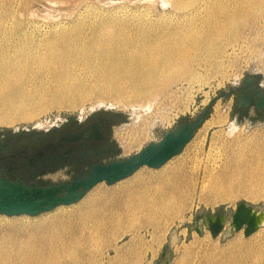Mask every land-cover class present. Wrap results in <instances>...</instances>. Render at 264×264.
Here are the masks:
<instances>
[{
	"label": "rangeland",
	"instance_id": "374dc122",
	"mask_svg": "<svg viewBox=\"0 0 264 264\" xmlns=\"http://www.w3.org/2000/svg\"><path fill=\"white\" fill-rule=\"evenodd\" d=\"M238 1L233 21L229 22L223 36L214 40L210 49L196 50L189 66L181 68L143 97L121 100L115 93L105 95L97 90L80 98L74 105L64 103L63 106L37 110L34 118L19 119L15 125L0 123V147L3 133L12 140L8 141L14 147H21L29 139L25 137L18 141L13 136L17 133L23 136L32 128L47 132L67 120L76 124L104 113L113 121L110 139L119 150L112 157L126 158L150 142L159 141L166 131L179 123L194 118L215 99L207 117V120L214 121V125L207 130L198 129L185 148L163 166H142L113 184L102 181L78 202L59 205L38 215H0V241L6 239L10 245L20 246L32 235L42 239L54 227H63L62 218L76 220L93 201L104 203L108 208L117 205L124 208L129 194L139 187L142 195L150 189V195L158 196L157 187L166 180L162 173L182 167L180 170L185 177L183 188L187 191L182 202L178 201L172 209L165 211L130 215L122 210L114 214L107 211L110 218L106 232L94 235L89 229L82 238L83 242L81 240L84 250L67 253L65 264H240L242 261L243 264H264V226L249 236L245 235L244 229L230 231L232 215L240 202L252 204L259 213L264 212V186L250 180L264 161V111L262 113L253 107L241 109L237 104L236 90L244 86L249 76H255L264 88V0ZM172 5V0H0V26L5 29V34L0 33V46L4 44L9 49L18 46L22 55H30L40 48L43 50L45 42L58 30L60 33L62 28V31L75 32L76 27H80L83 31L93 32L91 28L102 21H126L132 23L131 27L144 22L148 28L158 26L161 29V26L171 25L172 29L170 20L173 17L178 20L191 12L190 8L184 10L179 7L176 11L177 7ZM119 15L123 17L119 19ZM164 20H168L167 23ZM184 22L187 25L189 18ZM185 29L181 28L188 30ZM48 30H52V34ZM29 44H32V49ZM28 63V68L14 72L9 80L0 82V88H10L4 96L0 95V109L7 108L13 100L17 105L22 95L30 96L35 91L48 95L70 88V85L62 84L65 77L59 79L56 73L38 62L34 65V59ZM81 71L82 75L91 73L86 67ZM93 78L89 81H94ZM67 79L73 81L71 76ZM102 99L107 103L93 107ZM40 122L45 123L44 126L39 127ZM240 165L243 166L242 171ZM227 169L232 170V175L226 183L224 175ZM72 176L71 172L55 173L42 178L40 183L58 184ZM137 176L146 178L144 186L133 184ZM240 178L246 182L250 193L238 192L230 199H221L218 194L220 186L229 182L235 184ZM218 181L220 184L215 185ZM219 211L226 214L225 225L219 235L213 236L203 218ZM198 216H201L200 220Z\"/></svg>",
	"mask_w": 264,
	"mask_h": 264
},
{
	"label": "bare ground",
	"instance_id": "6f19581e",
	"mask_svg": "<svg viewBox=\"0 0 264 264\" xmlns=\"http://www.w3.org/2000/svg\"><path fill=\"white\" fill-rule=\"evenodd\" d=\"M163 2H171V0H163ZM172 3L174 4L172 6L177 7L176 11L179 8H184V10L185 8L191 9L190 14L187 15H182L181 13L183 10L181 9L182 12L180 14L182 16L177 18L178 20L175 19L176 17L170 20V24L173 25L172 29H170L171 25H169V23V26H161V29L158 26H151L153 23L150 24L151 27L148 28L144 22L141 24L136 23L138 27H131L132 23L126 21H102L101 24L92 25L93 27L91 30L94 29L93 32L83 31L79 29L80 27H76L77 31L75 32L68 29L62 31V28V32L60 31L59 33V30L55 32V34L59 33L58 36L53 34V38L45 42L43 50H41V48L40 50L35 49L36 52L33 51L30 55H22V49L18 46H14V49H9L7 47L5 48L3 46L4 44L1 45L0 82L9 80L11 77L10 74L16 71L28 68V61L33 59L34 65L38 62L37 64H40V66H46L50 71L56 73L59 79L62 76L66 79L67 76H71L73 77V81H69L68 79V83L66 79L62 81L64 86L70 85V88H63L66 89V91L64 90L63 92L58 90L45 95V93L41 94L39 91V93L35 91L30 96L25 97L19 94L21 97L18 96L20 99H18L17 105H15L13 100V103L9 102V105L7 104V108L4 110L0 109V123L15 125L16 121L19 119H24L26 121V119L34 118L37 115V110H45L55 105L63 106L64 103L74 105L80 98L91 95L97 90L105 95L115 93L121 100L143 97L144 94L151 92L161 83L168 81L169 78L176 74L181 68L184 69V67L189 66L196 50L198 51L203 48L210 49L213 41L223 36L226 32L229 22L233 21L234 10L240 2L238 0H177L173 2L172 0ZM120 17L123 16L119 15V19ZM186 18H189L187 25H185L186 23L184 22ZM167 21L168 20H164V23H167ZM55 26H57V24ZM184 26L186 29L188 28L187 31H183L185 28ZM181 28L183 30H181ZM0 33L5 34V29L1 26ZM12 42H14V40ZM33 42H35V40ZM2 43L3 42H1V44ZM38 43L40 44V42ZM32 47L33 46H31V49ZM34 52L35 54H33ZM33 56H35V58ZM84 66L89 68L92 74L90 73L89 75L86 73L82 75L80 72H82V68H85ZM87 74L90 76L89 78ZM56 75L55 78L57 79L58 77H56ZM92 78L94 81L92 80L93 82H90L89 79ZM87 81L90 83H86ZM55 82H57V80H55ZM7 90H10V88H0V95L4 96ZM11 90H13V88ZM104 103H107V101L103 99L99 100L93 107H99ZM44 124L45 123L40 122L38 126L42 127ZM211 125H214L212 119L205 120L198 129L205 128V130H207ZM228 166L227 164L226 168H228ZM180 168L182 167L170 168L162 173V176H166V180L162 181L159 186L157 185V190L159 191L158 196L153 194L150 195V189L147 190L149 196L147 193L146 195H142L141 187H139L129 194L124 208L121 205L108 208L104 203L93 201L91 206L84 208L80 212L76 220L70 217L62 218L63 223L61 224H63V227H54L55 229L53 228V231L42 239L32 235L20 246L10 245L9 240L7 241L6 239L1 240L0 264H65V256L67 253L84 250L82 248V238L85 237V233L89 229L94 235H100L106 232L108 227L106 223L110 218L109 215H106L107 211H109L110 214H114L122 210L124 214L130 215L138 212L148 213L155 210L165 211L166 209H172L175 203L178 201L182 202L187 195V191L183 188V180L185 178L184 172L182 169L180 170ZM242 168L243 166L240 165L239 169L241 171ZM256 169V174H252L250 180L256 185L264 186V161ZM231 175L232 170L227 169L224 175L226 183L230 180ZM84 178H86V176ZM145 180L146 178L137 176L133 184L144 186ZM229 183L223 187L220 186L221 190L218 194L221 199H230L238 192L250 193L246 182L242 180V178L235 184H232V182ZM217 184H220V182H215V185ZM130 187L132 188V186ZM254 213L257 214L256 223L259 227L252 233L257 231L261 226H264V212L259 213L256 209ZM222 223L224 227V220H222ZM231 224L230 231L231 228L235 227L233 223ZM246 226L247 224L244 223L240 230H245ZM243 248L244 247H242V249ZM225 250L228 251V249ZM243 262L244 261L240 264H243Z\"/></svg>",
	"mask_w": 264,
	"mask_h": 264
},
{
	"label": "water",
	"instance_id": "95a60500",
	"mask_svg": "<svg viewBox=\"0 0 264 264\" xmlns=\"http://www.w3.org/2000/svg\"><path fill=\"white\" fill-rule=\"evenodd\" d=\"M254 81H257L255 76L247 77L244 85L249 88L244 95L239 97L238 106L243 104L249 106L255 99V109L264 110L263 83L254 84ZM214 101L215 99H212L194 118L185 120L177 127L166 131L159 141L150 142L138 153L111 163L93 165L86 178L78 176L71 182L41 185L37 182L27 183L20 178L9 179L0 173V214L9 216L38 215L43 211L54 209L59 204L77 202L88 190L102 180L113 184L132 175L143 165L153 168L161 167L167 160L182 151L197 129L207 120ZM255 211L256 208L252 204L240 202L231 218V223L235 226L231 228V232L239 231L244 223L247 224L245 235H249L257 229L259 226L256 223L257 214L254 213ZM225 215L224 211H219L215 215L206 214L203 218V222L209 226L213 236H217L223 228L222 220ZM200 217L198 216L197 219L200 220ZM198 231L201 232V228H198Z\"/></svg>",
	"mask_w": 264,
	"mask_h": 264
},
{
	"label": "flooded vegetation",
	"instance_id": "af4514ba",
	"mask_svg": "<svg viewBox=\"0 0 264 264\" xmlns=\"http://www.w3.org/2000/svg\"><path fill=\"white\" fill-rule=\"evenodd\" d=\"M254 84L258 82L254 81ZM248 88L249 86L245 85L239 87L237 104L239 97L244 95ZM254 103L255 99L249 106L243 104L240 108L255 109ZM258 111L263 113L264 110ZM112 122L106 114L100 113L76 124L67 120L47 132L32 128L26 135H13L18 141L25 137L29 139V142L22 143L21 147H14V144L8 141V136L3 133L0 173L9 179L20 178L27 183L39 184L42 178L55 173H72L71 179L62 182H71L78 176H86L95 164H107L124 158L112 157L119 151L110 139Z\"/></svg>",
	"mask_w": 264,
	"mask_h": 264
}]
</instances>
